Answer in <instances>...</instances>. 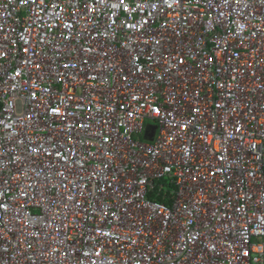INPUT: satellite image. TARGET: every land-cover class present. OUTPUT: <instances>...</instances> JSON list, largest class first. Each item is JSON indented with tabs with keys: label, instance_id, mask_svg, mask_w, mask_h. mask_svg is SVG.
Returning a JSON list of instances; mask_svg holds the SVG:
<instances>
[{
	"label": "built area",
	"instance_id": "2783aa9c",
	"mask_svg": "<svg viewBox=\"0 0 264 264\" xmlns=\"http://www.w3.org/2000/svg\"><path fill=\"white\" fill-rule=\"evenodd\" d=\"M0 264H264V0H0Z\"/></svg>",
	"mask_w": 264,
	"mask_h": 264
},
{
	"label": "water",
	"instance_id": "95a60500",
	"mask_svg": "<svg viewBox=\"0 0 264 264\" xmlns=\"http://www.w3.org/2000/svg\"><path fill=\"white\" fill-rule=\"evenodd\" d=\"M154 135H155V129H153L152 132H150V133L148 132V133L146 134V139H147L148 141H152Z\"/></svg>",
	"mask_w": 264,
	"mask_h": 264
},
{
	"label": "rangeland",
	"instance_id": "374dc122",
	"mask_svg": "<svg viewBox=\"0 0 264 264\" xmlns=\"http://www.w3.org/2000/svg\"><path fill=\"white\" fill-rule=\"evenodd\" d=\"M18 106H19V111H21V108H22L21 102H18ZM147 124H149V123H147ZM142 140H144V138H142Z\"/></svg>",
	"mask_w": 264,
	"mask_h": 264
}]
</instances>
